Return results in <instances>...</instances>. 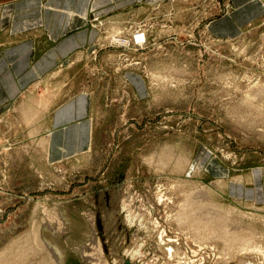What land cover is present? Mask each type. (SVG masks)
I'll return each instance as SVG.
<instances>
[{
  "label": "rangeland",
  "instance_id": "1",
  "mask_svg": "<svg viewBox=\"0 0 264 264\" xmlns=\"http://www.w3.org/2000/svg\"><path fill=\"white\" fill-rule=\"evenodd\" d=\"M157 3L87 12L95 43L1 123L0 264H264V0ZM83 86L92 145L51 162L36 122Z\"/></svg>",
  "mask_w": 264,
  "mask_h": 264
},
{
  "label": "crops",
  "instance_id": "2",
  "mask_svg": "<svg viewBox=\"0 0 264 264\" xmlns=\"http://www.w3.org/2000/svg\"><path fill=\"white\" fill-rule=\"evenodd\" d=\"M88 1L0 2V125L10 112L16 114L14 121H21V104L35 103L34 91L49 82L54 70L95 43L98 32L83 19L87 12L89 17L100 16L134 2L91 0L88 4ZM145 1L153 4L162 0ZM246 1L235 0V11L241 10ZM252 11L260 10L254 6ZM234 19L219 20L220 26L225 28L221 31L222 36L232 32L226 29L228 23L239 27L244 22L238 16L236 22ZM82 88L85 87L49 104L36 122L45 124L46 159L51 162L84 153L92 145L94 95L89 89Z\"/></svg>",
  "mask_w": 264,
  "mask_h": 264
},
{
  "label": "bare ground",
  "instance_id": "3",
  "mask_svg": "<svg viewBox=\"0 0 264 264\" xmlns=\"http://www.w3.org/2000/svg\"><path fill=\"white\" fill-rule=\"evenodd\" d=\"M138 38H139V39H138L139 41H143V37H142V36H139ZM24 113H25V112H24ZM29 116H30V115H29ZM194 195H195V194H194Z\"/></svg>",
  "mask_w": 264,
  "mask_h": 264
}]
</instances>
